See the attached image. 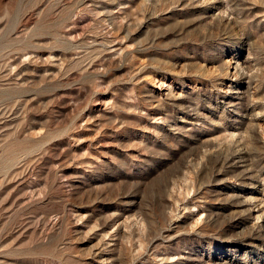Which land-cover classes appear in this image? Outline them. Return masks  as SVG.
I'll return each instance as SVG.
<instances>
[{"label":"rangeland","instance_id":"rangeland-1","mask_svg":"<svg viewBox=\"0 0 264 264\" xmlns=\"http://www.w3.org/2000/svg\"><path fill=\"white\" fill-rule=\"evenodd\" d=\"M0 264H264V0H0Z\"/></svg>","mask_w":264,"mask_h":264}]
</instances>
